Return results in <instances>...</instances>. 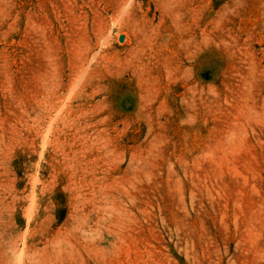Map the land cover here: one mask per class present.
I'll return each mask as SVG.
<instances>
[{"label": "rangeland", "instance_id": "rangeland-1", "mask_svg": "<svg viewBox=\"0 0 264 264\" xmlns=\"http://www.w3.org/2000/svg\"><path fill=\"white\" fill-rule=\"evenodd\" d=\"M0 264H264V0H0Z\"/></svg>", "mask_w": 264, "mask_h": 264}, {"label": "water", "instance_id": "water-1", "mask_svg": "<svg viewBox=\"0 0 264 264\" xmlns=\"http://www.w3.org/2000/svg\"><path fill=\"white\" fill-rule=\"evenodd\" d=\"M124 39H125V36H121L119 40H120V42H123Z\"/></svg>", "mask_w": 264, "mask_h": 264}]
</instances>
